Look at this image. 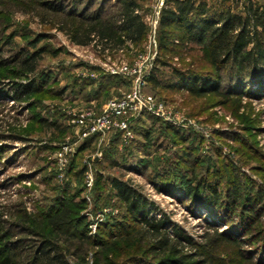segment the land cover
<instances>
[{"label": "rangeland", "instance_id": "1", "mask_svg": "<svg viewBox=\"0 0 264 264\" xmlns=\"http://www.w3.org/2000/svg\"><path fill=\"white\" fill-rule=\"evenodd\" d=\"M45 1L4 0L0 5V221H18L23 209L34 216L48 212L59 198L64 202L84 200V208L78 212L82 220L78 229H86V237L91 240L95 236L110 240L112 234L126 232L117 223L137 226L109 184V179L118 178L147 199L150 217L165 215L169 219L168 229L178 226L200 245L209 238L218 240L214 229L235 233L244 241L246 259L229 264H264L263 249L256 247V242L223 224L215 227L206 221L211 219L209 214L197 215L188 202L160 191L156 185L158 176L164 173L187 178L194 170L199 177L217 184L221 192L233 188L243 196L261 192L258 225L264 228V97H232L226 101L213 95L194 97L184 89L155 88L147 78L158 54L150 29L157 0H139V13L148 27L141 49L130 46L117 53L73 44L60 30L61 23L47 16ZM102 1L106 4L105 14L113 12L115 0L62 3L77 10L90 4L92 13ZM206 1L212 10L231 6L232 12H242L247 0L239 5L235 0ZM252 1L264 5V0ZM192 46L193 51L183 49L174 57L172 66L188 67L196 62V66L208 68L199 63L200 45ZM21 50L43 51L36 73L28 77L21 75L24 71L15 60ZM138 68L140 72L134 73ZM160 70V77L166 80L169 68ZM30 80H35L40 90L28 101H14L10 97L14 93L11 84ZM240 82L227 80L221 88ZM137 86L142 94L163 104L165 118L144 112L135 115L127 139L126 132L122 136L114 130L99 137L85 136L86 129L73 123L74 114L91 109L98 115L107 103L132 93ZM146 135L151 144L146 142ZM10 230L14 241L31 238L17 228ZM72 243L73 249L67 255L69 264H104L96 253L101 248L95 244L85 246L78 256L73 250L80 244ZM221 256L229 262L226 253Z\"/></svg>", "mask_w": 264, "mask_h": 264}, {"label": "trees", "instance_id": "2", "mask_svg": "<svg viewBox=\"0 0 264 264\" xmlns=\"http://www.w3.org/2000/svg\"><path fill=\"white\" fill-rule=\"evenodd\" d=\"M62 1L47 0L43 7L50 19L61 23L60 30L75 45H93L100 47L102 52L117 53L129 50L130 46L140 48L146 41L148 27L139 13V0H115L110 14H105L104 1L92 13L89 12L90 4L77 10L65 7ZM231 1L222 0L224 3ZM235 1L239 5L241 0ZM3 2L0 0V5ZM242 7V12H232L231 6L212 10L206 0H169L159 19L156 32L158 54L148 81L157 89H184L199 98L213 95L227 101L232 97L238 100L264 97V5L247 0ZM192 44L200 45L199 63L208 68H200L196 62L188 67L172 66L171 60L183 49L193 51ZM42 52L21 50L15 56L24 71L21 75L28 77L36 73ZM161 67L169 68L166 80L160 77ZM227 80L241 82L238 86H232V83L222 89L221 85ZM35 83V80L12 83L14 93L10 97L16 102L30 100L40 90ZM117 132L123 136V132ZM92 136L99 137L98 134ZM145 139L148 144L152 143L148 135ZM157 179H160L155 182L160 191L188 202L189 208L197 215L209 214L211 219L206 221L215 227L223 224L237 230L247 236L248 241L256 242V247H261V253H264V228L258 225L261 192L251 196H243L237 188L221 192L217 184L199 177L194 170L187 178L164 173ZM109 184L137 226L131 228L130 223H117L119 228L126 230L121 236L112 232L110 240L96 236L91 240L86 237V229H78L82 223L78 212L84 208L85 201L71 199L64 202L59 198L56 206L48 212L34 216L23 209L18 221H0L3 223L0 228V264H69L67 255L73 249L72 241L80 244L73 250L75 255L91 243L101 248L96 253L104 264H229L245 261L244 241L235 237V233H221L214 229L213 234L218 240L209 238L200 245L178 226L168 229L170 222L165 215L150 217L149 202L129 182L112 178ZM9 224L31 238L14 241ZM225 247L229 248L228 252ZM224 253L229 262L221 256ZM147 255L152 257L151 260Z\"/></svg>", "mask_w": 264, "mask_h": 264}, {"label": "built area", "instance_id": "3", "mask_svg": "<svg viewBox=\"0 0 264 264\" xmlns=\"http://www.w3.org/2000/svg\"><path fill=\"white\" fill-rule=\"evenodd\" d=\"M157 1L159 5L156 8L153 20L150 22L151 33L154 37L152 41L154 42L155 50L157 47L156 29L167 0ZM143 59L144 60L142 61L147 60V58ZM140 70L141 68H138L137 70L135 69L134 73H138ZM143 112L158 116L159 118L166 117L163 104L156 102L151 95L142 94L137 86L132 93L107 103L106 107L98 115L91 109L79 114H74L73 123L86 129L88 133H86L85 136L88 134H99L102 136L107 132L114 130L126 132L124 137L127 139L131 136L128 131L131 118Z\"/></svg>", "mask_w": 264, "mask_h": 264}]
</instances>
